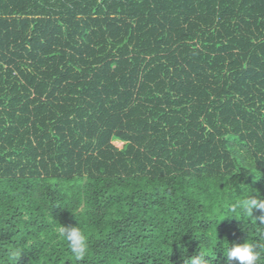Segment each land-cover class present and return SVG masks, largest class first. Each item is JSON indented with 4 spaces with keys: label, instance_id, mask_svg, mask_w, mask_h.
I'll return each instance as SVG.
<instances>
[{
    "label": "trees",
    "instance_id": "16d2710c",
    "mask_svg": "<svg viewBox=\"0 0 264 264\" xmlns=\"http://www.w3.org/2000/svg\"><path fill=\"white\" fill-rule=\"evenodd\" d=\"M251 194L264 0H0V264H224L264 245V212L229 211Z\"/></svg>",
    "mask_w": 264,
    "mask_h": 264
},
{
    "label": "clouds",
    "instance_id": "9594fccd",
    "mask_svg": "<svg viewBox=\"0 0 264 264\" xmlns=\"http://www.w3.org/2000/svg\"><path fill=\"white\" fill-rule=\"evenodd\" d=\"M237 208H239L241 213L245 216H254V210L264 212V197L253 196L251 194L249 198L237 202L229 211L234 213ZM259 220L261 224H264V215H261ZM55 232L59 241L67 243L69 251L76 261H81L88 255V240L80 223L76 226H65L60 224V226L55 229ZM221 249L224 257V264H259L262 258H264V245H260L249 238L243 243H229L226 240L221 245ZM22 252L23 250L20 249H10L11 264H18ZM206 256L205 253L200 251L196 255L187 257L184 264H207L209 260L205 259Z\"/></svg>",
    "mask_w": 264,
    "mask_h": 264
},
{
    "label": "rangeland",
    "instance_id": "374dc122",
    "mask_svg": "<svg viewBox=\"0 0 264 264\" xmlns=\"http://www.w3.org/2000/svg\"><path fill=\"white\" fill-rule=\"evenodd\" d=\"M115 144L119 147H122L123 146V142L122 141H115Z\"/></svg>",
    "mask_w": 264,
    "mask_h": 264
}]
</instances>
